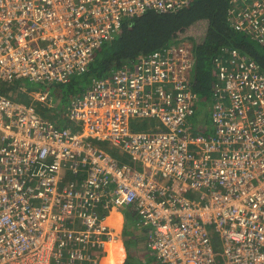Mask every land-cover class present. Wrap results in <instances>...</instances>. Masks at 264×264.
<instances>
[{
  "label": "built area",
  "instance_id": "built-area-1",
  "mask_svg": "<svg viewBox=\"0 0 264 264\" xmlns=\"http://www.w3.org/2000/svg\"><path fill=\"white\" fill-rule=\"evenodd\" d=\"M190 3L0 0V85L66 83L129 19ZM228 12L264 46V0H230ZM194 62L183 43L93 79L70 101L68 127L0 92V264H100L120 207L159 264H264V70L220 51L202 134ZM34 99L53 107L47 91Z\"/></svg>",
  "mask_w": 264,
  "mask_h": 264
},
{
  "label": "trees",
  "instance_id": "trees-1",
  "mask_svg": "<svg viewBox=\"0 0 264 264\" xmlns=\"http://www.w3.org/2000/svg\"><path fill=\"white\" fill-rule=\"evenodd\" d=\"M229 8L230 0H191L188 7L178 11L164 13L150 10L129 19L122 31L100 48L85 72L75 73L68 82L62 83L66 86L64 94L69 105L72 98L84 91L93 79L111 75L120 68L131 67L145 56L149 57L156 52L165 53L172 46L190 43L195 60L191 85L200 97L193 118V129L202 134L212 132L210 118L216 88L215 59L220 51L225 47L237 48L255 59L264 70V46L232 27L228 20ZM191 27L200 29L201 33L187 35L186 31ZM18 87L6 92V84L0 85V92L11 95L22 93L26 101H32V96L25 94V84ZM33 101L43 115L51 118V114L45 111L46 104ZM205 104L211 107L209 119L205 118V112L202 113ZM68 107L63 116L57 110L53 112L58 115L56 120L51 118L56 125L69 126L66 117Z\"/></svg>",
  "mask_w": 264,
  "mask_h": 264
},
{
  "label": "crops",
  "instance_id": "crops-1",
  "mask_svg": "<svg viewBox=\"0 0 264 264\" xmlns=\"http://www.w3.org/2000/svg\"><path fill=\"white\" fill-rule=\"evenodd\" d=\"M119 209L124 210L122 212ZM126 222L133 224L132 228L127 227L126 230ZM136 222L134 211L126 207L109 211L105 224L109 225L110 230H112V238L105 243L104 250L99 253L101 256L100 264H128V260L131 259L130 253L136 257L138 263L157 264L156 257L147 248V231L137 227ZM122 249L125 252L122 251L123 256L121 257V252L119 255L118 252Z\"/></svg>",
  "mask_w": 264,
  "mask_h": 264
},
{
  "label": "rangeland",
  "instance_id": "rangeland-1",
  "mask_svg": "<svg viewBox=\"0 0 264 264\" xmlns=\"http://www.w3.org/2000/svg\"><path fill=\"white\" fill-rule=\"evenodd\" d=\"M187 35H196L201 33V30L196 28V27H191L189 28L188 31H186ZM263 49V48H261ZM100 50V49H99ZM97 50V52L99 51ZM21 84H25L26 88H27V92L25 93L27 96H29V94L32 96V100L34 99V95L37 92H42V91H47L49 92V94L51 95L52 98V104L53 107H49V106H44L45 107V111L47 114H51V118H53L54 120L57 119L58 115H55L53 112L55 110L59 111V113L61 114V116H63L67 110V107L69 106V101L67 99V97L65 96L64 92L66 89V86L62 83H55V84H49V83H44V82H30L29 80H21L19 82H15L13 84H8L6 85V92H8L9 90H13V89H18V85ZM7 94V93H5ZM11 97L14 100H19V101H26L23 97V94L20 93L19 95L15 94V95H11ZM211 111V107H209L207 104L203 105V109H202V113H204L205 118L209 119V114ZM211 121V118H210ZM145 126H147V121H141V122H133V127L135 130H142ZM105 149L107 147H104ZM111 151H115V150H119L118 147H111L110 148ZM123 212L124 209H119ZM125 229L127 230L128 228H132L133 224H129L128 222H126L125 224ZM123 236V234H122ZM125 252V250L123 251ZM130 260H128V264H143L144 262H139L137 261L136 257L130 253ZM133 261V263H132Z\"/></svg>",
  "mask_w": 264,
  "mask_h": 264
},
{
  "label": "bare ground",
  "instance_id": "bare-ground-1",
  "mask_svg": "<svg viewBox=\"0 0 264 264\" xmlns=\"http://www.w3.org/2000/svg\"><path fill=\"white\" fill-rule=\"evenodd\" d=\"M112 251H113V250H112ZM115 251H117V250H115ZM122 251H123V249H122L121 251L118 252V255H119V253L121 252V257L123 256V252H122ZM113 254H114V253H113ZM113 254H112V255H113ZM113 256H114V255H113ZM119 260H120V259H119ZM119 260H117V261H119ZM112 261H113V260H112ZM113 263H115V262H113ZM107 264H108V263H107ZM111 264H112V263H111ZM118 264H119V263H118Z\"/></svg>",
  "mask_w": 264,
  "mask_h": 264
}]
</instances>
